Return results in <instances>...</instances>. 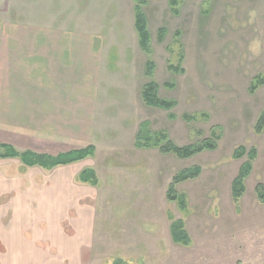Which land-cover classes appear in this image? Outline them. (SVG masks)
Returning a JSON list of instances; mask_svg holds the SVG:
<instances>
[{"label":"rangeland","instance_id":"obj_1","mask_svg":"<svg viewBox=\"0 0 264 264\" xmlns=\"http://www.w3.org/2000/svg\"><path fill=\"white\" fill-rule=\"evenodd\" d=\"M145 1L157 66L152 80L162 99L177 102L171 112L143 101V87L151 80L135 29L133 0H0V43L8 41L7 28L56 29V38L70 29L78 41L94 44L98 84L88 121L96 158L52 172L25 168L18 159L0 160V211L9 212L0 235L10 236L11 209L26 200L35 230L43 220L36 210L40 195H28L25 186L42 187L55 179L62 185L54 197L63 218L59 236L72 238L73 247L80 245L82 234L93 236L86 264H264V204L256 193V186L264 185V131H255L264 111V85L250 93L255 78H264V0H179L176 15L169 0ZM161 29L166 30L163 42ZM180 55L185 73L175 74L168 67L180 64ZM144 122L181 147L215 132L220 134L218 148L188 160L138 149L136 135ZM240 146L256 148L258 155L237 209L232 183L247 160L233 158ZM78 165L94 166L100 185L90 189L75 182ZM196 166L202 167L201 176L178 186L188 198V208L181 211L168 201L167 189L176 173ZM44 194L41 199L53 203V196ZM83 208L92 212L93 226L92 217L89 226L83 224ZM170 216L185 222L190 246L173 242ZM47 229L44 224L37 235L52 237ZM2 243L0 264L5 254L14 255ZM68 243L61 241L56 253L66 254Z\"/></svg>","mask_w":264,"mask_h":264},{"label":"crops","instance_id":"obj_2","mask_svg":"<svg viewBox=\"0 0 264 264\" xmlns=\"http://www.w3.org/2000/svg\"><path fill=\"white\" fill-rule=\"evenodd\" d=\"M55 34L56 29L52 32L45 28H7L8 41L0 43V144L19 152L58 156L95 146L88 141L92 131L88 121L93 115L94 91L98 89L93 70L94 44L84 39L78 41V34L70 29L62 31L60 37L56 38ZM96 155L97 149L95 156L90 158H96ZM80 165L76 167L75 182L90 189L98 187L100 181L96 186L78 181L85 168L94 169V166L80 168ZM34 168L47 171L37 166L28 169ZM96 174L98 176L97 171ZM54 180L48 179L46 186L42 187L25 186L28 195L30 192L40 195L41 202L37 199L40 203L36 210L43 220L32 232L28 221V200L12 207L11 229L6 232L10 236L0 235V241L14 255L10 258L11 254L9 257L5 254L2 264H86V255L91 256L93 236L82 234L78 247H73L72 238L67 240L59 236L63 218L60 216V200L56 202L54 197L60 195L62 185ZM44 193L53 196V203L50 199L48 202L41 199ZM86 211L89 210L83 208V224L89 226L92 217L93 226L92 212ZM8 213L0 211V223ZM44 224L52 231V237L37 235L39 227L43 230ZM61 241H69L68 251L62 255L56 253Z\"/></svg>","mask_w":264,"mask_h":264},{"label":"trees","instance_id":"obj_3","mask_svg":"<svg viewBox=\"0 0 264 264\" xmlns=\"http://www.w3.org/2000/svg\"><path fill=\"white\" fill-rule=\"evenodd\" d=\"M135 2V29L139 37V45L141 50L148 57L146 63V77L151 81L143 87L142 98L147 107L160 109L171 112L177 107L175 100L162 99L159 93V85L152 79L156 72V63L153 60L154 49L152 46V37L149 29L148 18L144 11V6L147 4L145 0H133ZM170 7L174 15L178 14L179 0H169ZM176 35L180 36L177 32ZM166 30L159 31V40L164 41ZM184 61L183 55H180V64H169V70L175 74H184L185 70L181 64ZM264 85V78L257 77L252 82L250 93L255 94ZM173 89L175 85H166ZM174 119L173 115H170ZM193 116L185 115L186 121H193ZM150 124L148 122L142 123L138 134L136 135L135 146L138 149H158L163 155H173L182 160H188L205 152H214L218 148V141L220 134L212 133L209 139H204L200 142L193 143L188 146H178L166 132H159L157 134L149 130ZM255 131L262 134L264 131V111L257 119ZM96 153L95 146H89L85 149L71 151L69 153L60 154L58 156H51L46 154H36L31 151L19 152L15 148L0 144V159H18L25 168L41 167L47 171H51L57 167H64L72 165L87 158L94 157ZM258 150L252 148L250 151L246 147H238L234 153L233 158L236 160L243 159L247 156V160L241 165L237 177L232 183V198L237 209H240L241 202L247 192L246 182L254 170V163L257 159ZM203 172L202 167L196 166L179 171L173 177L171 184L167 189V199L171 203H177L181 211L188 208V198L185 194L178 192V186L187 181L197 180ZM78 181L96 186L99 184L96 171L92 168L84 170L78 177ZM256 193L260 203L264 204V185L258 184L256 186ZM172 221L170 231L172 240L175 244L188 247L192 244V239L187 231L186 224L183 220H177L170 216ZM117 261L115 264L119 263Z\"/></svg>","mask_w":264,"mask_h":264}]
</instances>
